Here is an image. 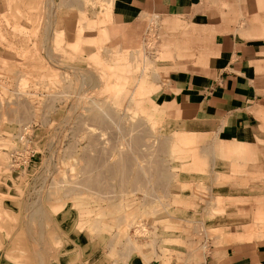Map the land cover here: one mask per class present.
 Here are the masks:
<instances>
[{
    "label": "rangeland",
    "instance_id": "rangeland-1",
    "mask_svg": "<svg viewBox=\"0 0 264 264\" xmlns=\"http://www.w3.org/2000/svg\"><path fill=\"white\" fill-rule=\"evenodd\" d=\"M198 27L116 0H0V264L264 246V109L237 125L170 94L208 64Z\"/></svg>",
    "mask_w": 264,
    "mask_h": 264
},
{
    "label": "crops",
    "instance_id": "crops-1",
    "mask_svg": "<svg viewBox=\"0 0 264 264\" xmlns=\"http://www.w3.org/2000/svg\"><path fill=\"white\" fill-rule=\"evenodd\" d=\"M116 1L145 18L178 17L197 24L207 37L211 31L208 64L170 81L180 110L240 125L264 109V0ZM118 264H172V254L137 252ZM201 264H264V246L219 249Z\"/></svg>",
    "mask_w": 264,
    "mask_h": 264
},
{
    "label": "bare ground",
    "instance_id": "bare-ground-1",
    "mask_svg": "<svg viewBox=\"0 0 264 264\" xmlns=\"http://www.w3.org/2000/svg\"><path fill=\"white\" fill-rule=\"evenodd\" d=\"M94 114H95L94 119H95L96 121H101V120L103 119V115H102V113H100L99 111H98V112L96 111V113H94ZM92 118H93V117H92ZM95 120H94V121H95ZM102 121H103V120H102ZM141 133H142V132H141ZM141 135H142V134H141ZM139 141H140V138H137V137H136V139H135V144H136V143H139ZM133 145H134V144H133ZM136 145H137V144H136ZM137 148H138V146H137ZM162 148H163V147H162ZM162 148H161V149H162ZM134 149H135V148H134ZM134 149H133V150H134ZM136 152H137V151H136ZM125 154H126V153H125ZM125 156H126V155H125ZM101 157H102V156H101ZM97 158H98V157H97ZM98 159H99V158H98ZM97 162H98V161H97ZM94 164H95V163H94ZM103 165H104V164H103ZM131 165H132V164H131ZM86 166H88V165H86ZM98 166H99V165H98ZM119 166H120V165H119ZM127 166H128V164H127ZM127 166H126V167H127ZM122 168H123V167H122ZM129 169H130V168H129ZM155 170H156V169H155ZM129 171H130V170H129ZM122 172H123V171H122ZM156 172H157V171H156ZM160 172H161V171H160ZM163 172H164V171H163ZM125 173H126V172H125ZM138 173H139V170H138ZM141 173H142V171H141ZM158 173H159V172H158ZM98 174H99V173H98ZM126 175H127V174H126ZM139 175H140V174H139ZM157 175H158V174H157ZM114 176H115V175H114ZM114 176H113V177H114ZM136 176H137V174H136ZM158 176H159V177H158ZM158 176H157L158 182H161V183L163 182V183H164V180H165V178H166L165 176H167V175H165L164 173H160ZM97 177H98V176H97ZM108 177H109V175H108ZM167 177H168V176H167ZM93 179H94V177L92 178L91 183H92V184H97V186H98V180H99V179H98V180H96L97 178H96L95 180H93ZM122 179H123V178H122ZM159 179H160V180H159ZM87 183H88V182H87ZM163 183H162V184H163ZM134 184H135V183H134ZM88 185H89V184H88ZM92 186H93V185H92ZM94 186H95V185H94ZM94 186H93V187H94ZM97 186H95V187H97ZM162 186H163V185H162ZM165 186H166V185H165ZM97 188H98V187H97Z\"/></svg>",
    "mask_w": 264,
    "mask_h": 264
}]
</instances>
